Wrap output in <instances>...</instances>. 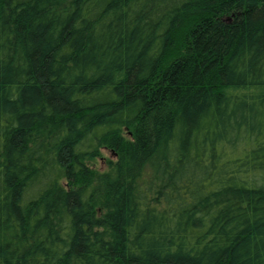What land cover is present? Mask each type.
<instances>
[{"label":"trees","instance_id":"obj_1","mask_svg":"<svg viewBox=\"0 0 264 264\" xmlns=\"http://www.w3.org/2000/svg\"><path fill=\"white\" fill-rule=\"evenodd\" d=\"M0 264H264V0H0Z\"/></svg>","mask_w":264,"mask_h":264},{"label":"rangeland","instance_id":"obj_2","mask_svg":"<svg viewBox=\"0 0 264 264\" xmlns=\"http://www.w3.org/2000/svg\"><path fill=\"white\" fill-rule=\"evenodd\" d=\"M112 159V155L109 151L101 150L100 158L98 160L97 169L105 171L107 169V163Z\"/></svg>","mask_w":264,"mask_h":264}]
</instances>
